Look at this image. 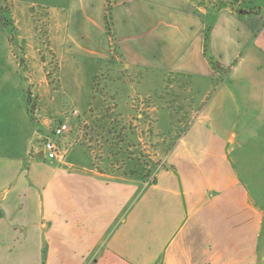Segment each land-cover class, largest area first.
I'll use <instances>...</instances> for the list:
<instances>
[{
	"label": "crops",
	"instance_id": "crops-1",
	"mask_svg": "<svg viewBox=\"0 0 264 264\" xmlns=\"http://www.w3.org/2000/svg\"><path fill=\"white\" fill-rule=\"evenodd\" d=\"M80 1L78 15L70 18L76 33L92 43L94 24L102 70H128V96L141 108L160 98L171 72L190 76L188 87L200 107L161 156L156 181L148 183L140 175L103 169L104 159L85 149L88 112L78 132L58 138L63 155L48 157L43 142L55 137L54 126L50 120L46 130L33 124L19 64H4L0 232L19 250L3 252V264L263 263L264 0L112 1L115 52L105 34V1L100 11L97 0ZM148 78L156 86H144ZM215 79L222 83L212 93ZM200 82L207 91L198 97ZM38 98L39 92L29 98L36 119ZM163 108L152 103L147 109L153 114Z\"/></svg>",
	"mask_w": 264,
	"mask_h": 264
},
{
	"label": "rangeland",
	"instance_id": "rangeland-1",
	"mask_svg": "<svg viewBox=\"0 0 264 264\" xmlns=\"http://www.w3.org/2000/svg\"><path fill=\"white\" fill-rule=\"evenodd\" d=\"M103 1H105V34L111 41L112 52H115L119 46L118 41L114 40L113 33L111 37V32L115 30L111 28L113 22L115 26V7H112V21L106 17L108 0ZM101 2L102 0H97L98 11L101 10L99 8ZM235 3L237 0H217L218 5ZM80 8V0H72L71 6L59 4V0H54L51 4L37 0H0V68L4 64L12 67L11 62L19 64V82L25 91L24 108L25 110L28 108L29 118L38 129H47L48 124L44 125L46 120H50L54 127L56 123L65 120L73 127L72 131L65 134L70 137L78 132L81 118L91 107V87L94 78L97 77L99 81L97 90L106 95L104 105H112L114 109L116 108L111 113L115 118L113 124L117 128L114 130L116 140L110 145L108 131H102V138L98 142L82 139L85 149L96 151L95 154L101 155V159H104L103 169L108 171L119 170L120 167L121 170L126 171L142 170L146 168V162L153 167L156 162H161V156L165 155L178 133L199 109V98L197 101L194 100L193 91L188 84H183L185 78L176 77L177 80L181 78V84L176 82L174 88L182 94V99L178 98L174 103L173 109L178 110V113L169 108L168 96L165 93L160 94L159 99L162 101L158 98L150 99L147 101L148 104H144L141 108L137 98L132 99L128 96L126 77L128 70L123 66L119 67L117 74L102 70L104 60L99 48L102 46V41L99 40V32L93 29L96 28L94 24L89 28V32H92V43L89 44L76 33L77 30L70 18L71 15H78ZM103 43L105 44V41ZM113 78L116 83L113 82ZM144 83L146 87L156 86L152 78H148ZM221 83L219 79L211 82V91ZM180 85H183L185 91L179 88ZM195 85L197 90L194 91L198 93V97L207 91V88L205 89L207 84L200 82ZM37 92L41 94V100L39 101V98L36 100V119L33 112L35 102L33 101L32 105L29 98L31 93L36 95ZM116 94L120 95L118 100H120L121 113L117 111L119 104L114 97ZM152 103H159L164 108L152 114L147 109ZM155 120L158 123H155ZM89 122L90 120L85 126H88ZM117 122L120 123V127H117ZM121 127L118 134V128ZM110 155L112 158H108ZM115 164L117 168L114 167ZM22 231L25 232L26 229ZM262 235L261 249L264 254V227ZM2 236L0 232V264L5 263V259L1 258L3 252L8 249L19 250V243H5L2 241ZM17 258H12L14 259L12 262H16ZM261 264H264V261Z\"/></svg>",
	"mask_w": 264,
	"mask_h": 264
},
{
	"label": "trees",
	"instance_id": "trees-1",
	"mask_svg": "<svg viewBox=\"0 0 264 264\" xmlns=\"http://www.w3.org/2000/svg\"><path fill=\"white\" fill-rule=\"evenodd\" d=\"M237 2H238V0H237ZM247 3L248 2L245 1V4H247ZM235 4H232V5H235ZM112 7H113L112 1L108 0V4L106 7V13H107L106 17L107 18L109 17L113 21ZM250 9H256V8L251 7ZM111 28H113V30H114V22H113V26ZM111 28L109 29L110 32H111ZM112 33L114 35V32H111V35H112ZM113 35L111 37H113ZM172 76H175V77H172ZM176 77L185 78V81L183 82V84L189 85V83H190L189 82L190 76H187L186 74H180V73H176V72H171L169 74V76L167 77V88L165 89L164 93L166 94V96H168L167 104H168L169 108H171V109L174 108V103L177 102L178 98L182 99L181 92L178 91L176 88H174L176 82L181 84L180 83L181 78H180V80H177ZM186 80H187V82H186ZM98 82L99 81H98L97 77H95L93 80L92 103H91V107L88 111L89 120H91V121H90V124L88 126L84 125V127H83V129L86 130L84 132V137H85V139L91 140L93 142L94 141L98 142L99 139L102 138V136H101V133H103L102 131H108V136H109L108 137V143L110 145H113L114 140H116V137H114L116 135V132H114V130L117 129L113 124V123H115V118L111 114L114 107L112 105L111 106H105L104 105L106 103V95H104L103 92L97 90ZM179 88L183 89V90L185 89L183 87V85H180ZM216 89H217V87L214 88V91H212V93H214L216 91ZM180 106L181 105L179 104V107ZM174 111L176 113L179 112L178 110H174ZM119 124L120 123L117 122V127L119 126ZM187 126H188V122H187L186 126L184 127V129L180 133L184 132ZM121 129H122V127L120 129L118 128V130H119L118 134H120ZM176 139L171 144V147L174 144V142L176 141ZM108 158H112V156L110 155ZM160 165H161V162H156V165H154L152 167L151 164L146 162V168L142 169V170L131 169L130 171H126V170H121V167L118 168L119 170H117V169L116 170L112 169V170L120 171L121 173H123L124 175H127V176L140 175L148 183H154L156 181L154 174H155V171L157 170V168L160 167ZM148 166H149V168H148ZM114 167L117 168V164H115Z\"/></svg>",
	"mask_w": 264,
	"mask_h": 264
},
{
	"label": "built area",
	"instance_id": "built-area-1",
	"mask_svg": "<svg viewBox=\"0 0 264 264\" xmlns=\"http://www.w3.org/2000/svg\"><path fill=\"white\" fill-rule=\"evenodd\" d=\"M69 130L70 126L66 122H59L54 127L53 134L55 137L47 138L43 142V149L48 157L54 159L63 155L58 138L64 136Z\"/></svg>",
	"mask_w": 264,
	"mask_h": 264
}]
</instances>
